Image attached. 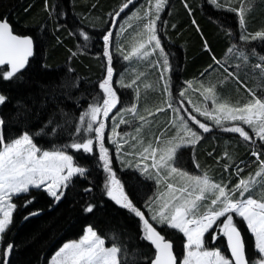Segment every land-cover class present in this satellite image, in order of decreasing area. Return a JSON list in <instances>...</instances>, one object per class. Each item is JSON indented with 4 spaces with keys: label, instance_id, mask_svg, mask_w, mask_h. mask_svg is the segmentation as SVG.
Segmentation results:
<instances>
[{
    "label": "trees",
    "instance_id": "16d2710c",
    "mask_svg": "<svg viewBox=\"0 0 264 264\" xmlns=\"http://www.w3.org/2000/svg\"><path fill=\"white\" fill-rule=\"evenodd\" d=\"M218 2L223 4L224 0ZM125 3L127 0H47V4L46 0H0V19H6L15 34L31 37L34 45L33 55L22 70L23 82L0 79V94L7 97L6 102L0 105V117L6 121V140L14 139L27 130L34 135V143L38 147L54 150L86 137L84 132L77 133L76 129L78 126L83 128L80 117L84 109L97 97H102L99 82L106 75L108 66L102 46L105 45L103 37L109 33L114 90L118 94H127L130 106L135 104L139 115L147 120L142 121L146 125L139 134L130 135L152 143H156L155 137L162 132L165 133L162 140L173 133V124L169 123L175 112L173 109L182 108L186 98L203 105L204 95L190 97L186 83L193 82L194 88H206L208 65L214 58L220 59L228 48L243 51V45H247L248 49L244 52L247 59L241 65L264 64V41L241 39V35L264 29V0H252L250 5H246L250 7V11L246 12V31L242 29L237 13L227 10V6L218 8L210 0H166L156 21L158 39L169 58V71L164 79H161L158 63L162 59L158 54L145 62L131 61L133 63L124 65L119 59L132 45L138 44L141 37L137 33L147 23L145 12L151 10V14H155V0H132L116 16ZM232 7L239 8L240 0H233ZM81 31L88 35L87 41L80 36ZM203 39L209 50L204 48ZM219 63L227 71L235 66L231 62ZM138 74L142 75L135 85L121 87V82L131 83ZM200 77L202 85H198ZM165 81L168 83L167 93L164 92ZM217 81L220 84L216 90L220 91L222 98L231 99L232 105H242L247 98H251L247 91L251 87L258 97H264V77L249 78L250 88L239 87L240 90L234 85H222L218 78ZM182 91L184 96L180 95ZM165 101L170 102L172 108ZM160 107L165 110L156 112ZM18 112L23 115L18 117ZM148 112H155V115L150 116ZM123 113L119 117L122 118ZM130 118L137 122V119ZM49 120L52 123L44 128ZM117 120L112 127L119 123ZM225 124L227 127L234 125L231 122ZM242 127L253 136L255 143L243 140L238 133L211 126L207 133L200 131L201 140L195 146L179 150L175 166L188 172L206 173L212 181L227 185L229 189L240 179L254 176L260 161L264 160V143L254 136L248 126ZM42 128L47 134H38ZM117 128L120 132V124ZM104 144L112 170L121 180L125 193L149 220V205L159 185L154 177L149 178L133 165L134 157L128 154L132 150L127 146L122 144L119 160L114 153V144L107 142L106 138ZM66 151L88 172L83 177L74 178L59 202L43 188H30L29 193L13 196L12 203L17 207L12 223L0 242V264H3V251L8 244L14 245L8 264H47L52 253L64 242L81 237L86 226L97 231L106 240L107 247L113 244L121 247L122 264H150L154 249L147 240L141 239V220L107 195L105 181L108 173L99 160L98 145L94 154L71 148ZM253 151L260 153L259 160L252 155ZM197 164L199 167H196ZM238 169L242 171L238 172ZM86 188H91V191L86 192ZM262 190L258 187L255 194L259 195ZM28 200L32 202L25 206ZM89 204L95 206L91 213L85 211ZM234 220L246 242L248 256L255 258L254 237L242 218L234 217ZM156 228L174 242V251L179 258L184 251V236L166 225H156ZM206 243L207 247L221 249L229 256L224 237L213 241L209 233L206 234Z\"/></svg>",
    "mask_w": 264,
    "mask_h": 264
},
{
    "label": "snow or ice",
    "instance_id": "6c2138e0",
    "mask_svg": "<svg viewBox=\"0 0 264 264\" xmlns=\"http://www.w3.org/2000/svg\"><path fill=\"white\" fill-rule=\"evenodd\" d=\"M210 2L218 8L227 6V10L235 11L239 16L242 29L246 31V12L250 11V7H246V5H250L252 0H240L239 8L232 7L233 0H224L223 4L218 0H210ZM130 3L132 0H127L116 16H119L120 12ZM165 3L166 0H156L153 6L155 14H151V10L145 12L147 23L143 24L142 31L137 33V36L141 37L138 46H133L131 51L123 56L124 60H130L134 56L146 57L150 55L151 53L146 50V45L153 46L154 42L153 50L160 49L163 67L167 71L168 60L156 34V21L159 19V12L163 10ZM136 18L141 19L139 16ZM110 35L111 33L103 37L104 56L108 58L107 76L99 83L103 97H97V102L89 105L88 110L81 115L82 124L85 122V117L88 118L86 127L78 126L76 129L77 133L94 132L97 144H94L93 138L85 137L73 140L71 144L64 145L63 148L43 150L34 143V135L27 130L14 139L6 140L4 134L6 121L0 117V242L3 241L4 235L12 223L13 212L17 207L12 203L13 196L29 193L30 188H43L50 197L59 202L74 178L83 177L88 172L87 168L79 166L75 162L73 155H69L66 149L71 148L77 151L82 150L85 154H94L98 145L99 160L102 161L104 171L108 173L105 181L107 195L116 204L128 209L142 221L141 239L147 240L155 249L154 258L150 264H264V190L259 195L255 194L258 187L264 189V160L260 161L259 170L254 177L240 179L231 189L227 185L212 182L206 173L203 176L190 175L175 166V162L178 159L179 150L189 145L195 146L201 140V136L188 127L182 118L178 125L172 121L169 122L177 129L176 135L162 140L165 135L162 132L160 136L155 137L156 146H153L152 142H148L145 146L142 140H137V137L132 138L137 140L142 148L136 155L142 160L151 159V165L145 164L141 171L147 173L148 168L151 167L156 170L157 183L161 179L166 183V191L156 197V201H162V203L151 219L157 221L161 226L166 225L183 234L186 240L183 245L182 260L174 254V242L161 234L130 201L121 180L117 178L111 167L108 149L104 144L106 125L103 120H98L101 115L105 118L109 117V113L117 107L119 102L117 92L113 89L112 57L108 51ZM80 36L85 41L89 39L84 31L80 32ZM144 37H146V41ZM241 39L264 41V29L254 34L241 35ZM205 47L207 48V44ZM32 55L33 39L14 34L9 22L6 19H0V66H5L4 69H0V79L23 82L22 70L25 69L29 57ZM243 58L247 59V57ZM256 67L264 72V65L257 64ZM140 75L142 74H138L131 83L121 82V87H132ZM161 79H164L163 74ZM248 91L252 97L251 100L243 105L239 103L232 105L228 102H220L215 92V86H209L204 88L202 95H204L205 101H212V107L201 109L197 106L193 110L205 117L206 120L213 121L223 131L238 133L243 140L255 143L253 136L244 127L225 126L226 122H242V125L248 126L254 136L264 143V97H258L251 89ZM164 92H168L167 81L164 84ZM137 95H139L138 88ZM180 95L184 96L185 92L182 91ZM6 100L7 97L0 94V105H3ZM100 100L102 103L99 102ZM165 103L169 108H172L170 102L165 101ZM21 107L23 106L21 105ZM164 110L163 107H160L155 111L163 112ZM125 111L133 113L141 121L147 122L146 117L140 116L137 112L135 104ZM173 111L178 112V109H173ZM20 115L23 113L18 112L17 116ZM148 115L154 116L155 112H148ZM190 119L198 124L203 132L207 133L211 130L208 125L201 123L195 116H190ZM51 123L52 120H49L44 128H47ZM127 123H129L128 120L122 118L119 120V124ZM97 124L98 126H95ZM119 124L113 127L114 135H118L115 133V128ZM136 131L139 134L141 129L137 128ZM53 133H55V129H53ZM38 134L47 133L42 128ZM108 139L112 143H116L111 137ZM122 146V144H117L118 152ZM131 147L135 148L136 145ZM252 155L259 160V152L253 151ZM196 167L199 165L197 164ZM161 170L166 173L163 177H161ZM225 170H227V166H225ZM240 171L242 169H238V172ZM173 177L181 178L184 181L183 186L169 182ZM85 191L90 192L91 188H86ZM236 193L239 195L237 196ZM209 199L210 202L206 203ZM31 202L32 200L26 201L25 206ZM94 207L93 204H89L85 211L91 213ZM35 214L32 213V215ZM234 217L242 218L254 237L255 258L248 256L246 242ZM209 233L213 241H216L220 236L226 238L230 257L226 256L221 249L207 247L206 234ZM13 247V244H8L4 249L3 264H8V256ZM121 253L122 249L119 245L113 244L111 247H107L106 240L89 226L78 241L65 243L52 257L51 264H122Z\"/></svg>",
    "mask_w": 264,
    "mask_h": 264
},
{
    "label": "rangeland",
    "instance_id": "374dc122",
    "mask_svg": "<svg viewBox=\"0 0 264 264\" xmlns=\"http://www.w3.org/2000/svg\"><path fill=\"white\" fill-rule=\"evenodd\" d=\"M155 2H156V0H155ZM172 11H173V9H171ZM172 11H171V13H172ZM192 21L193 22H195L194 21V19L192 18ZM156 25H157V22H156ZM157 34V33H156ZM157 37H158V34H157ZM141 39V38H140ZM140 39H139V41H140ZM144 40L146 41V37H144ZM204 40V48L205 49H207V50H209V46L207 45V48L205 47V44H206V40L205 39H203ZM109 42H110V39H109ZM133 46H138V44L137 45H132V47ZM244 47L242 48L243 49V51H239V50H237V49H231L232 51H229L230 49L228 48V50L225 52V53H223L222 54V56H220L221 58L220 59H218L219 61H222V62H231V63H233L235 66H233V68H231L230 69V71H226L225 69H224V67L222 66V65H220V63H219V61L216 59V58H214V61L213 62H211L209 65H208V69H209V71H208V75L205 77V79H206V81L208 82V83H206L208 86L207 87H209V86H215V92H216V95L219 97V99H220V102H228V103H230V100L227 98V97H223L222 98V94H220L219 92L220 91H217L216 90V87L217 86H219V84H220V82L219 81H217V82H215L216 81V78H218L220 81H221V84L222 85H226V84H229V85H234V86H236L235 88L237 89V90H240L239 89V87H244L245 89H246V87L245 86H249L248 84V82H247V80L249 79V78H251V79H253L254 80V78L255 79H260L261 77H264V72H262L261 71V69L260 68H257L256 67V65H254V66H251V67H249V65L247 64V63H244V66L243 65H241L243 62H245V59L243 58V57H245V53L244 52H246V49H248L247 48V45H243ZM110 44L108 43V51H109V54H110ZM132 47L130 48V49H128V51L124 54V55H126V54H128L130 51H131V49H132ZM153 47H154V42H153V46H147L146 45V50L148 51V52H150L151 54L150 55H148V56H146V57H144V56H134V57H132L130 60H124L123 59V56L121 55V56H119L118 58L122 61V63H123V65L125 64V63H130L131 61H136V62H145V61H148L149 59H151V58H154L157 54L161 57V55H160V49H155V50H153ZM162 49H163V47H161ZM102 51L104 52L105 51V45L104 46H102ZM167 56V55H166ZM226 56V57H225ZM263 58V57H262ZM161 59L162 60H160V62L158 63V66H159V69H160V71H161V73L163 74V77H165L166 75H167V72L169 71V67H168V65H167V71H165L164 70V67H163V58L161 57ZM169 59V58H168ZM167 59V60H168ZM106 61H108V58L106 57ZM131 63H133V62H131ZM259 64V63H258ZM261 65H264L263 63H261ZM125 72H127V73H129V70H126ZM229 73H232V75H229ZM241 74H245V75H241ZM114 75V74H113ZM257 75V76H256ZM107 76V73H106V75L104 74L103 75V78L101 79V81L105 78ZM248 76H250V77H248ZM201 80H202V77H200L199 78V81H198V85H202V84H204L203 82H201ZM214 82H213V81ZM100 81V82H101ZM99 82V83H100ZM187 84V86H188V88H189V96L190 97H192V98H194V97H196L197 98V96L199 95V96H201L202 95V93L204 92V90H202L201 88H204L203 86L202 87H200V86H198V88H194V83L193 82H188V83H186ZM237 86H238V88H237ZM206 87V88H207ZM248 88H250V86L248 87ZM252 88V89H251ZM250 89L251 90H253L254 91V88L253 87H251ZM113 89H114V87H113ZM249 90V89H248ZM247 90V91H248ZM185 91H186V88H185ZM248 95H250L249 94V91H248ZM101 96L103 97V92H102V90H101ZM117 96H118V100H119V102H118V104H117V107L115 108V109H113V111L111 112V113H109V117H107V118H105V117H103L102 115L101 116H99L98 117V120H103L104 121V123H105V125H106V127H105V138H106V141L108 142H110V143H112L109 139H108V137H111L112 138V140H115L116 141V143H113L114 144V146H115V152L113 151V149H112V151L115 153V154H117V157H118V159L120 160L121 159V150H123V148H121L120 149V151L118 152L117 151V144H124L125 146H127L130 150H132L131 151V153H132V155H133V157H134V161H133V165L141 172V173H143L142 171H141V169H143L144 168V165L145 164H147V165H151V159H148V160H142L138 155H136V153H138V152H140L141 150H142V148H141V146H140V144H138L137 143V140H142L143 142H144V145L146 146L147 145V143L148 142H150L149 140L148 141H144L143 139H141V137H139V138H137V140H134V139H132L133 138V136L132 135H135L136 133H137V128H140V129H142V127H144L146 124H144L140 119H139V117H137L136 115H134L133 113H130V112H127V111H125L126 109H128L129 108V106H130V104L131 103H129V98H128V95L127 94H125V93H120V94H118L117 93ZM173 96H171V98H172ZM203 97V96H202ZM251 97V96H250ZM230 98H232V97H230ZM173 99V98H172ZM246 99V98H245ZM248 100H246L244 103H247L249 100H251L252 99V97L251 98H247ZM186 100V102H184V103H182L181 105H183V107L182 108H180V107H176V109H178V112L177 111H175L174 112V114L171 116L172 117V119H171V121L172 122H174L175 124H179L180 123V118H182L183 119V121L185 122V123H187V125H188V127H190L193 131H196L199 135H200V131H203L202 129H200L199 128V126H198V124H196V123H194L191 119H190V116H195L196 117V119L197 120H199L201 123H205L206 125H208L209 126V128H211V126H216L215 124H214V122L213 121H211V120H206L205 119V117H203V116H201L198 112H195L193 109H194V107H200L201 109H203L204 107H208V108H211L212 107V101L211 100H208V101H204L203 102V105H201V103H199V104H197L196 102H190V99L189 98H186L185 99ZM202 100V99H201ZM95 102H92L91 104H93V103H96L97 102V100L95 99L94 100ZM203 101V100H202ZM100 103H102V100H100L99 101ZM243 103V104H244ZM90 104V105H91ZM231 104V103H230ZM242 104V105H243ZM240 105H241V103H240ZM130 107H132V106H130ZM88 108H89V105L84 109V111H83V113H85L87 110H88ZM122 112H124L123 113V116H122V119H126V118H130V117H133L132 118V120L135 118V119H137V122H134V121H131V118L130 119H126V120H128L129 121V123H127V124H120V132H119V129L117 128V129H115V133H117L118 135H114L113 134V127H112V125L113 124H115V120H116V118H118V120H117V122H119V120L121 119V117H119L120 116V113L122 114ZM179 117V118H178ZM87 117H85V122L82 124L81 122H80V124L83 126V127H86V123H87ZM81 121V120H80ZM227 123V122H226ZM231 123H233L234 125H239V126H241L242 124H239L240 122L239 121H235V122H231ZM117 124V123H116ZM119 124V123H118ZM172 124V123H171ZM226 125V124H225ZM95 126H98V124L97 125H95ZM243 126V125H242ZM132 129H133V131H132ZM171 131H173V133H171V134H168L167 135V138H169V137H172V136H174V135H176V132H177V129L174 127L173 128V126H172V130ZM86 135V137H89V138H93V140H94V143H95V133L94 132H91V133H88V132H84ZM168 133V131L166 132V134ZM130 134H132V135H130ZM128 135V136H127ZM121 137H123V139H121ZM134 137H136V136H134ZM167 138H164L163 140H165V139H167ZM125 141H127L126 143H125ZM136 145V147L135 148H133V147H131L132 145ZM108 146V145H107ZM153 146H156V143H153ZM138 166V167H137ZM186 172H188V171H186ZM190 175H199V176H203V174L202 173H200V172H198V171H194V172H188ZM143 174H145V175H149L150 177H154V179H155V182H156V184L157 185H159V190H158V188H157V194H156V196H155V198L150 202V205H149V208L151 209L150 210V217H149V221L153 224V226L154 227H156V225H159L158 223H157V221H154V220H152L151 218H152V216H153V214L156 212V211H158L159 210V207H160V203H162V201H160V202H157L156 201V197H158V196H160V194L161 193H164L165 191H166V183H165V181L163 180V179H161V181L159 182V183H157V179H156V170L155 169H152L151 167H149L148 168V172L147 173H143ZM164 175H166V173H165V171L164 170H161V177H163ZM255 176V175H254ZM253 176V177H254ZM169 182H172V183H175V184H177L178 186H183V183H184V181H182L181 180V178H179V177H173V178H171V180L169 181ZM212 182H214V181H212ZM214 183H216V182H214ZM211 198V197H210ZM210 202V199H209V201H206V203H209ZM244 222V221H243ZM141 224H142V221H141ZM156 224V225H155ZM244 224H245V226L247 227V225H246V223L244 222ZM87 227H89V226H86L85 227V230H86V228ZM85 230H84V232H85ZM182 234V233H181ZM84 235V233L82 234V236ZM183 235V234H182ZM81 236V237H82ZM81 237H79L78 239H76V240H69V241H66V242H64L54 253H52L51 255H50V257L48 258V260H47V264H51V260H52V257L55 255V253L65 244V243H69V242H73V241H78ZM184 239L186 240V238L184 237ZM185 240H184V243H185ZM109 247H111V246H109ZM209 249H218V248H212V247H208ZM183 253H184V251H183ZM183 253H182V255L179 257V259H181L182 260V258H183ZM228 257H230V255L228 256Z\"/></svg>",
    "mask_w": 264,
    "mask_h": 264
},
{
    "label": "water",
    "instance_id": "95a60500",
    "mask_svg": "<svg viewBox=\"0 0 264 264\" xmlns=\"http://www.w3.org/2000/svg\"><path fill=\"white\" fill-rule=\"evenodd\" d=\"M15 34V33H14ZM17 35V34H16ZM20 36H22V35H20ZM29 37V36H28ZM33 49H34V45H33ZM30 58V57H29ZM1 67H5V66H0V68ZM225 241H226V238H225ZM226 245H227V242H226ZM153 247V246H152ZM154 249V248H153ZM227 249H228V247H227ZM228 252H229V250H228ZM174 254H175V251H174ZM229 254H230V252H229ZM154 255H155V249H154ZM176 255V254H175ZM231 255V254H230ZM177 256V255H176ZM153 258H154V256H153ZM152 258V259H153ZM177 258H178V256H177ZM179 259V258H178Z\"/></svg>",
    "mask_w": 264,
    "mask_h": 264
}]
</instances>
